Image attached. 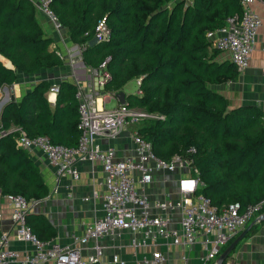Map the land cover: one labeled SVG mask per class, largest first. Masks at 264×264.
Returning <instances> with one entry per match:
<instances>
[{
	"label": "trees",
	"instance_id": "trees-1",
	"mask_svg": "<svg viewBox=\"0 0 264 264\" xmlns=\"http://www.w3.org/2000/svg\"><path fill=\"white\" fill-rule=\"evenodd\" d=\"M50 10L69 40L85 45L82 61L97 69L106 61L110 80L104 91L121 92L140 79V95H127L128 107L155 118L141 124L138 133L151 143L164 162L189 157L192 176L204 186L197 194L218 210L238 204L239 211L264 204V121L254 104L237 107L213 87L239 77L230 61H219L207 33L241 13L239 0H50ZM105 20L108 39L89 46L99 21ZM36 18L31 0H0V89L12 86L20 75L29 77L63 65L51 49ZM49 81H38L0 111V194L27 201L47 197L49 190L29 152L17 147L20 128L28 137L45 136L53 144L73 147L79 138L76 85L58 83L55 104L46 93ZM193 148V154L186 151ZM261 213L264 215V205ZM255 219V218H254ZM31 233L42 242L57 237L41 214L29 211ZM252 220L249 222L251 223ZM248 223V224H249Z\"/></svg>",
	"mask_w": 264,
	"mask_h": 264
},
{
	"label": "built area",
	"instance_id": "built-area-1",
	"mask_svg": "<svg viewBox=\"0 0 264 264\" xmlns=\"http://www.w3.org/2000/svg\"><path fill=\"white\" fill-rule=\"evenodd\" d=\"M241 13L228 17L221 28L208 32L207 38L212 40L215 49L229 56L230 62L239 74L249 66L250 55L255 49L257 30L262 26V19L250 6L262 0H239ZM35 8L46 16L56 31L63 26L50 10V0H31ZM109 31L105 20L98 22L93 38L98 43L108 39ZM85 45H75L72 55L82 60ZM264 51V48H263ZM89 80L92 88L89 92L78 87L75 100L78 108L79 138L73 147L53 144L48 137H28L20 128L12 127L17 133V147L27 152L39 150L54 171L55 181L69 177L79 178V163L98 162L104 173L105 194L102 200L103 215L92 225L85 228L81 236H73L71 245H61L55 241L42 242L30 230L26 215L38 201H27L19 195L4 196L12 209L11 221L14 239L18 243L27 244L30 250L23 253L10 247L8 233L0 234V264H103L104 251L97 243L92 246L86 260L82 259V251L89 241L102 240L119 236L122 231L141 234L140 240H132L134 248L144 247L148 241L161 237L170 240L173 245L191 247L199 236H202L201 248L207 261L214 260L223 246L245 228L254 217H261L263 203L239 211V205H229L221 210L213 206L210 200L197 190L204 186L198 176L191 175L189 157L174 156L169 162L158 158L151 143L139 133L141 122L155 118L145 110L119 104L112 110H106L105 104L114 95L105 92V84L110 80L106 71V61L97 69L89 68ZM264 78V68H263ZM139 86L140 79L137 80ZM50 94H57L58 85L49 88ZM141 93L138 91L137 95ZM264 114V112H263ZM264 121V117H263ZM131 128L133 156L115 160L112 148H104L102 141H113ZM7 131L0 129V136ZM190 148L187 154H193ZM163 171L167 174L177 173L179 199L176 201H157L151 203L145 195L138 191V186L145 187L153 182L154 174ZM156 209L161 215H152ZM178 209L181 214L179 229L168 230L169 216L167 211ZM255 218V219H256ZM110 264H125L117 255L111 257ZM134 264H168L160 251L152 250L148 255ZM230 264V263H226Z\"/></svg>",
	"mask_w": 264,
	"mask_h": 264
},
{
	"label": "crops",
	"instance_id": "crops-1",
	"mask_svg": "<svg viewBox=\"0 0 264 264\" xmlns=\"http://www.w3.org/2000/svg\"><path fill=\"white\" fill-rule=\"evenodd\" d=\"M185 2L190 4L191 0H185ZM250 8L262 19V26L257 30L255 49L250 55L249 66L239 75L236 81L213 88L223 94L233 107L243 104H254L259 106L264 112V78L262 73L264 68V0L262 2H254ZM36 18L46 36L52 38L51 49L61 57L63 65L51 70L41 71L29 77L20 75L12 86L0 89V93L2 92L0 94V111L6 103L10 100L19 99L24 92L28 91L38 81H49L52 86L58 85L60 81L67 80L74 83L76 87L83 88L86 92H89L92 88V80H89L88 77L89 68L84 65L79 57L71 53L73 46L78 44L69 40L64 29L56 31L52 22L37 9ZM219 61H230L228 54L221 52ZM0 62L4 67L6 63H10L1 56ZM121 92L124 91L121 90ZM113 95L114 97L111 100L115 99L117 107L120 103L115 97L116 94ZM46 98L52 106L55 104L56 94H50L48 91ZM130 132L131 128L127 129L116 140L102 141L105 149L108 147L113 149L115 160L133 156ZM29 154L39 167L49 190L47 197L39 200L31 211L44 216L55 228L57 232V237L54 239L55 242L61 245H71L73 236H81L87 226L92 225L95 220L103 215L102 200L105 194V187L101 164L98 162L79 163L76 166L79 172L77 180L66 177L57 183L54 171L42 153L39 150H34L29 152ZM178 178L177 173L167 174L163 171H157L154 174L153 182L145 187L138 186V191L145 195L152 204L157 201H176L180 197L177 187ZM11 214V207L5 197L0 194V234L8 233L11 241L10 248L23 253L30 250L31 247L27 244L18 243L14 239ZM151 214L161 215L156 209H152ZM167 215L169 216L168 230L179 229L180 211L178 209L167 211ZM256 219L253 217L251 220L254 222ZM248 223L244 229L239 231L223 246L220 254L251 224ZM141 236V234L122 231L119 236L104 238L97 242L89 241L86 248L82 251L81 257L86 260L91 253L92 246L96 243L103 248V264H110L113 255H117L125 264H134L152 250L163 253L168 264H216L220 256L219 254L214 260L207 261L205 259V252L200 245L202 236H199L197 242L188 248L183 245H173L170 240L161 237L148 241L144 247L134 248L131 245V241L133 239L140 240ZM226 263L264 264V220L256 222L251 227L245 237L223 262V264Z\"/></svg>",
	"mask_w": 264,
	"mask_h": 264
},
{
	"label": "water",
	"instance_id": "water-1",
	"mask_svg": "<svg viewBox=\"0 0 264 264\" xmlns=\"http://www.w3.org/2000/svg\"><path fill=\"white\" fill-rule=\"evenodd\" d=\"M98 44V41L96 38H93L92 40L89 41V46H93ZM5 67L11 68V64L10 63H6ZM117 101L120 104L125 103V95L123 94V92H118L115 95ZM262 220H264V215H262L261 217H258L254 222H252L245 230L244 232H242V234L234 241L232 242L219 256L217 263L216 264H223V262L227 259V257L229 256V254L234 250V248L237 246V244L245 237L246 233L251 229V227L256 223V222H261Z\"/></svg>",
	"mask_w": 264,
	"mask_h": 264
},
{
	"label": "rangeland",
	"instance_id": "rangeland-1",
	"mask_svg": "<svg viewBox=\"0 0 264 264\" xmlns=\"http://www.w3.org/2000/svg\"><path fill=\"white\" fill-rule=\"evenodd\" d=\"M211 46H212V48L214 47L213 45H211ZM122 91H124L123 93L125 95L136 94L138 91V86L136 84V80L133 79V80L129 81L128 83H126L125 86L123 87ZM0 94H2V92ZM116 104L117 103L115 102V99H112L108 104L105 105V109L106 110H112L113 108L116 107ZM148 120H146V121H148ZM146 121H144V122H146ZM144 122H141V124ZM141 124H140V126H141Z\"/></svg>",
	"mask_w": 264,
	"mask_h": 264
}]
</instances>
